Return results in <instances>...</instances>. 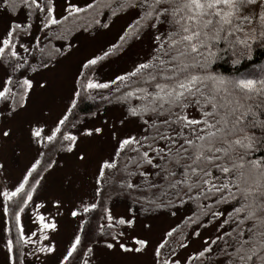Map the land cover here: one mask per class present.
<instances>
[{
  "label": "snow or ice",
  "instance_id": "6c2138e0",
  "mask_svg": "<svg viewBox=\"0 0 264 264\" xmlns=\"http://www.w3.org/2000/svg\"><path fill=\"white\" fill-rule=\"evenodd\" d=\"M119 17L127 20L115 39L76 61L71 95L53 116L47 102L61 90L59 70L81 38ZM0 19V176L9 150L14 158L23 143L33 150L17 182L0 188L17 230L15 244L5 241L10 264L19 246L33 245L27 255L37 264L56 252L65 201L37 202L38 190L69 160L86 167L106 128L110 150L96 159L92 198L68 208L78 223L57 264H95L98 248L127 258L116 264H264V66L241 73L264 48V0H0ZM145 37V57L101 82L102 62ZM221 61L233 71L218 72ZM97 97L122 107L118 125L79 118V102ZM17 119L19 130L8 123ZM129 121L134 131H124ZM122 195L131 206L114 215L109 201ZM30 204L38 226L26 235L21 213ZM98 207L102 223L89 219ZM153 215L171 219L155 240Z\"/></svg>",
  "mask_w": 264,
  "mask_h": 264
},
{
  "label": "rangeland",
  "instance_id": "374dc122",
  "mask_svg": "<svg viewBox=\"0 0 264 264\" xmlns=\"http://www.w3.org/2000/svg\"><path fill=\"white\" fill-rule=\"evenodd\" d=\"M63 3V0H57L58 7ZM103 19V17H101ZM112 20V17L108 18ZM127 17H119L116 19L115 24L109 30H102L99 32L95 39H84L81 38V47L78 52H76L71 61L66 63V65L59 70V78L61 82V90L58 94H50L48 97V106L52 108V115L55 116L60 112L64 104L67 102L71 95V82L72 76L76 69V61L81 57L96 51L102 46H106L107 42L113 41L116 37L117 32L125 24ZM4 20L0 19V32L3 30ZM150 48V40L145 37L142 41L134 43L125 54L120 57H113L107 61L102 62L98 67L97 76L101 82L113 77L115 74H120L123 71L130 70L132 63L137 61L147 54ZM97 115L95 117L85 116L81 119L89 126H100L107 121L109 125L116 123L123 116V109L120 105L108 104L99 107L94 110ZM13 127L18 130L22 128L19 119L10 121ZM136 125L133 122H126L124 126V131H134ZM17 142H20V137L18 134ZM24 154L19 158H14L11 154V150L7 153L8 170L4 176H0V188L5 185L11 188L19 179L21 172L24 170L25 166L31 160L33 155V150L28 148L26 143H23ZM111 140L108 134V129H105L104 137L98 139L92 144L93 159L89 162L86 167L74 166L72 161L69 160L65 167L58 168L51 176H49L44 182L43 186L38 190L37 202L50 201L52 198L59 197L65 201V207L62 209L64 211V216L60 219L59 223V233L54 234L56 242V252L49 256L46 260L41 257L44 264H57V258L63 253L64 248L67 244L68 239L71 237L73 232L77 228L78 220L71 218L68 215V208L71 206V202L76 198L85 196L87 199L92 198V172L95 169V162L100 156L106 155L110 150ZM109 206L112 209L114 215L125 214L128 207L131 206V201L125 197H114L112 201H109ZM99 211H101V208ZM97 208V209H98ZM33 205H29L23 213H21V223L26 235L35 231L37 224L34 223V213ZM44 211V210H42ZM135 211L139 212V206L136 207ZM182 213H178V216ZM102 215V211H101ZM100 215V217H101ZM83 218V217H81ZM143 219L141 215L139 217ZM7 221V223L5 222ZM104 221L100 218V223ZM151 223L153 225V240L159 235V229L168 223H171V219L167 215H153L151 217ZM7 229V231H6ZM137 232H141L142 229L140 225H137ZM207 235V233H204ZM17 237V230L15 227V219L9 214L5 217L3 214L2 203H0V264H10L7 259V250L5 248V241L7 239H12L15 244V239ZM36 239V237H33ZM200 247V241H193L191 246L184 253L185 255L198 249ZM33 245H23L19 246L18 251H14V256L16 257V264H37L34 257L27 255L31 252ZM20 253H24L21 255ZM127 260V258H122L118 255L107 254L103 249L98 248L96 252L95 264H116L120 260ZM148 257H141L139 261L135 264H141V262L147 261Z\"/></svg>",
  "mask_w": 264,
  "mask_h": 264
},
{
  "label": "trees",
  "instance_id": "16d2710c",
  "mask_svg": "<svg viewBox=\"0 0 264 264\" xmlns=\"http://www.w3.org/2000/svg\"><path fill=\"white\" fill-rule=\"evenodd\" d=\"M108 18H110V16ZM256 66H264V48H257L256 49L253 61L252 62H245L241 66V73L251 72V71H253L254 67H256ZM216 70L218 72L229 74L233 71V68H232V65L230 63L221 61V62H219ZM102 92L104 94H107L106 90H102ZM108 104H110V103H107L105 101L100 100L99 97H97L96 100L83 99L79 102V107L76 110L77 115L79 116V118L89 116L91 113L94 112L95 109H98L99 107L104 106V105H108ZM111 104L113 105L116 103L113 102ZM116 105H118V104H116ZM120 197L126 198V196H124V195H122ZM100 215H101V211H99V208H98V209L94 210L93 213L90 214L89 219L93 220L94 223H100ZM85 232L86 233L89 232V224H87V223L85 225Z\"/></svg>",
  "mask_w": 264,
  "mask_h": 264
}]
</instances>
